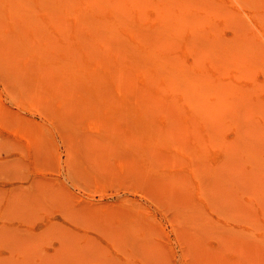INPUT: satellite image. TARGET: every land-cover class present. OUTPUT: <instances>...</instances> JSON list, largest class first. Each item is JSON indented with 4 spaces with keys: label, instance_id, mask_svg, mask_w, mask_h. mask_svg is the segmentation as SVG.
<instances>
[{
    "label": "rangeland",
    "instance_id": "obj_1",
    "mask_svg": "<svg viewBox=\"0 0 264 264\" xmlns=\"http://www.w3.org/2000/svg\"><path fill=\"white\" fill-rule=\"evenodd\" d=\"M0 264H264V0H0Z\"/></svg>",
    "mask_w": 264,
    "mask_h": 264
},
{
    "label": "bare ground",
    "instance_id": "obj_2",
    "mask_svg": "<svg viewBox=\"0 0 264 264\" xmlns=\"http://www.w3.org/2000/svg\"><path fill=\"white\" fill-rule=\"evenodd\" d=\"M106 26L109 28L111 26V24L107 25V23H105ZM104 27V26H103ZM154 48V47H153ZM155 49H152V47H146L144 50L145 55L150 58V59H154V56L156 55L155 53Z\"/></svg>",
    "mask_w": 264,
    "mask_h": 264
}]
</instances>
